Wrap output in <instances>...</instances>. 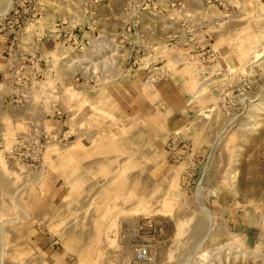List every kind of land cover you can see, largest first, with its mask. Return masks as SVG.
I'll list each match as a JSON object with an SVG mask.
<instances>
[{
    "label": "rangeland",
    "instance_id": "1",
    "mask_svg": "<svg viewBox=\"0 0 264 264\" xmlns=\"http://www.w3.org/2000/svg\"><path fill=\"white\" fill-rule=\"evenodd\" d=\"M0 59V264H264V0H0Z\"/></svg>",
    "mask_w": 264,
    "mask_h": 264
},
{
    "label": "crops",
    "instance_id": "2",
    "mask_svg": "<svg viewBox=\"0 0 264 264\" xmlns=\"http://www.w3.org/2000/svg\"><path fill=\"white\" fill-rule=\"evenodd\" d=\"M0 61L2 62V59H0ZM240 217L245 220V227H247V229H249V226L252 223V221H251V218H252L251 214L249 213V211H246V214L243 215V217H242V216L238 215V210H235L234 212L231 213V216H230V224H231L232 228L233 229L235 228V231H236V229H238L240 227V225H242V223L240 224V220H239ZM254 222H255V220H254ZM254 222L252 224L253 227L256 225V224H254ZM255 228H257V227L255 226ZM262 228L264 230V218H263V226H262ZM247 235H248V237L251 238V236L254 235V230L251 231V233H248ZM263 242H264V231H263ZM69 255L70 254L68 252H66L64 250H59L58 251V264H65V258L68 257Z\"/></svg>",
    "mask_w": 264,
    "mask_h": 264
},
{
    "label": "built area",
    "instance_id": "3",
    "mask_svg": "<svg viewBox=\"0 0 264 264\" xmlns=\"http://www.w3.org/2000/svg\"><path fill=\"white\" fill-rule=\"evenodd\" d=\"M150 260L149 253L146 249H137L134 252V261L137 263H144Z\"/></svg>",
    "mask_w": 264,
    "mask_h": 264
}]
</instances>
